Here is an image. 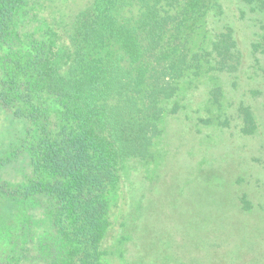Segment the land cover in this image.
<instances>
[{"label": "trees", "instance_id": "1", "mask_svg": "<svg viewBox=\"0 0 264 264\" xmlns=\"http://www.w3.org/2000/svg\"><path fill=\"white\" fill-rule=\"evenodd\" d=\"M57 1L0 0V115L20 126L1 138L0 167L27 163L18 181L0 179V264H111V202L126 165L153 158L164 105L189 73L241 62L229 25L206 51L186 46L216 11L226 20L224 0H83L67 18ZM232 1L240 19L264 16V0ZM238 114L251 135L250 108Z\"/></svg>", "mask_w": 264, "mask_h": 264}, {"label": "rangeland", "instance_id": "2", "mask_svg": "<svg viewBox=\"0 0 264 264\" xmlns=\"http://www.w3.org/2000/svg\"><path fill=\"white\" fill-rule=\"evenodd\" d=\"M224 1L226 20L216 11L208 25L193 29L186 46L206 51L229 25L241 62L231 74L206 66L198 75L189 73L164 105L153 158L126 165L125 183L111 202V264H264V16L240 19L233 1ZM60 4L54 3L55 12L67 18L84 3L68 10ZM255 43L263 45L256 53ZM241 105L256 122L251 135L241 132ZM175 106L177 114L169 115ZM19 128L0 115L2 145ZM11 160L0 167V179L16 182L25 174L26 158Z\"/></svg>", "mask_w": 264, "mask_h": 264}]
</instances>
